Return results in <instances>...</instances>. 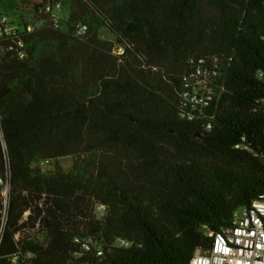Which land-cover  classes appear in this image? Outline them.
I'll list each match as a JSON object with an SVG mask.
<instances>
[{
  "label": "trees",
  "instance_id": "1",
  "mask_svg": "<svg viewBox=\"0 0 264 264\" xmlns=\"http://www.w3.org/2000/svg\"><path fill=\"white\" fill-rule=\"evenodd\" d=\"M63 23L0 38V264L19 250L30 264H189L212 243L202 228L221 233L264 195V0H71ZM199 66L216 73L214 96L189 120ZM28 209L46 213L44 243L14 240Z\"/></svg>",
  "mask_w": 264,
  "mask_h": 264
},
{
  "label": "built area",
  "instance_id": "2",
  "mask_svg": "<svg viewBox=\"0 0 264 264\" xmlns=\"http://www.w3.org/2000/svg\"><path fill=\"white\" fill-rule=\"evenodd\" d=\"M63 13V0H48L36 14L39 20L33 19L32 22H24L23 25L27 23L26 29L29 32L35 28L48 26L58 29L64 26ZM17 28L20 29V26L9 24L7 17L0 13V38L14 35ZM86 31V26L78 25L75 35L83 36ZM215 77L214 71L199 66L188 79H185L183 107L187 108L188 112L186 115L183 114L184 118L191 120L196 113H201L209 105L214 96L213 81ZM257 77L264 83V71H259ZM259 108L264 112V98L259 101ZM1 144L4 153V166L0 170V247L8 224L11 193V171L6 145L2 137ZM261 155L264 158V151ZM39 207H41V203ZM105 210L106 207L103 205L96 207V212L99 215H103ZM19 224L25 226L15 234V241L34 240L38 243L46 241L43 217L39 211L33 213L28 209L23 213ZM210 237L213 240L209 248H197L189 264H264V195L249 206L236 209L232 214L229 226L219 234L210 233ZM118 240L122 246L128 245L126 241ZM75 242L80 243L84 250H88L91 238H75ZM20 252L21 250L18 254L11 256V262L19 264L23 258L21 264H30L28 260L31 256H25ZM101 254L102 251L98 250L97 255Z\"/></svg>",
  "mask_w": 264,
  "mask_h": 264
},
{
  "label": "rangeland",
  "instance_id": "3",
  "mask_svg": "<svg viewBox=\"0 0 264 264\" xmlns=\"http://www.w3.org/2000/svg\"><path fill=\"white\" fill-rule=\"evenodd\" d=\"M25 0H0V13L4 14L9 24H13L14 26H22L24 22H32L35 16V12L33 11L34 5L38 2V0H30L29 5H24ZM70 2L71 0H64L65 8L63 13V20H67L70 12ZM64 24V23H63ZM100 37L107 41H115L112 33L104 28L100 32ZM59 165L62 167L64 172H68L71 170L73 165L72 158H63L59 161ZM42 171L46 174H49L55 171V162L49 163H39ZM43 219L46 216L43 213H40ZM45 220V219H44ZM205 235L210 236V233L206 228H202L201 230Z\"/></svg>",
  "mask_w": 264,
  "mask_h": 264
}]
</instances>
